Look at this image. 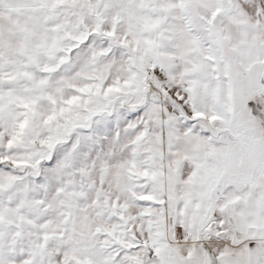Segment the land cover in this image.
<instances>
[{"label":"snow or ice","instance_id":"snow-or-ice-1","mask_svg":"<svg viewBox=\"0 0 264 264\" xmlns=\"http://www.w3.org/2000/svg\"><path fill=\"white\" fill-rule=\"evenodd\" d=\"M0 264H264V0H0Z\"/></svg>","mask_w":264,"mask_h":264}]
</instances>
